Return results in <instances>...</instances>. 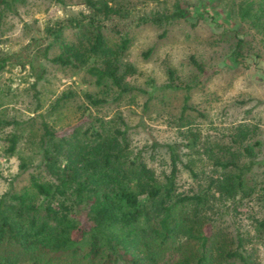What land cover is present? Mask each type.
<instances>
[{
	"label": "trees",
	"instance_id": "16d2710c",
	"mask_svg": "<svg viewBox=\"0 0 264 264\" xmlns=\"http://www.w3.org/2000/svg\"><path fill=\"white\" fill-rule=\"evenodd\" d=\"M24 2L0 0V19L5 13L16 14ZM84 4L91 11L85 16L88 23L74 18L68 25L85 31L81 42L63 44L51 62L77 70L85 67L102 92L133 91L127 78L136 75L137 68L125 60L131 41L124 36L109 42L102 22L126 15L136 5L134 0H84ZM228 10L238 23L264 36V0H235ZM191 16L176 2L173 9L158 11L148 20L160 26ZM64 28L57 23L49 29L56 43ZM243 43L237 40L239 56ZM53 46L46 47L44 57ZM8 62L0 58V71ZM192 63L204 72L195 58ZM72 97L71 92L64 94L51 114L66 108ZM85 98L92 107L107 102L91 93ZM189 110L193 108L186 99L181 120ZM119 120L96 118L65 137L44 121L38 136L39 171L31 173L29 185L21 191L13 188L0 196V264H264L257 254L259 247L264 248V180L256 177V167L264 163L258 159L263 145L259 129L242 124L227 145H205L214 169L206 178L189 152L199 150L195 129L183 131L182 141L163 145L165 166L159 172L152 162L160 145L134 147L128 126ZM13 124L15 130L5 139V158L17 152L20 132L26 130L4 122L0 129ZM22 169L29 167L23 163ZM182 171L196 189L181 190ZM253 197L262 212L254 229L229 232L221 223V208Z\"/></svg>",
	"mask_w": 264,
	"mask_h": 264
},
{
	"label": "rangeland",
	"instance_id": "374dc122",
	"mask_svg": "<svg viewBox=\"0 0 264 264\" xmlns=\"http://www.w3.org/2000/svg\"><path fill=\"white\" fill-rule=\"evenodd\" d=\"M234 1L134 0L136 5L126 15L104 18L103 32L109 42L117 43L124 36L131 41L125 60L137 68V74L127 78L133 91L123 94L102 92L85 67L77 70L51 62L63 44L81 42L85 31L68 25L74 18L88 23L85 16L91 11L84 0H25L16 14H3L0 58L9 62L0 71V122L18 123L17 128L26 130L20 132L17 152L5 158V139L16 127L0 129V196L13 188L21 191L29 185L31 173L39 171L38 136L44 121L59 137H65L96 118L108 122L121 119L134 147L150 148L154 142L160 145L157 160L152 162L159 172L165 166L163 145L182 141L183 131L193 128L199 133V150L189 152L204 168L206 178L214 169L204 146L215 142L227 145L235 128L244 124L259 129L263 145L258 159L264 162V36L232 17L228 7ZM176 2L186 6L192 16L160 26L148 20L158 11L173 9ZM57 23L65 28L56 43L49 29ZM238 39L244 41L240 49L243 56L236 53ZM50 43L54 46L44 57ZM192 58L203 67V73ZM69 92L73 97L67 107L51 114L58 99ZM86 93L107 102L92 107ZM186 99L193 111L181 120ZM187 123L191 125L181 128ZM23 163L28 171H23ZM256 171L257 179L264 180V163ZM180 186L183 192L197 188L185 171L180 175ZM239 200L227 203L228 209L221 208V223L229 232L253 230L256 217L262 214L255 197ZM257 254L264 263V248L259 247Z\"/></svg>",
	"mask_w": 264,
	"mask_h": 264
}]
</instances>
